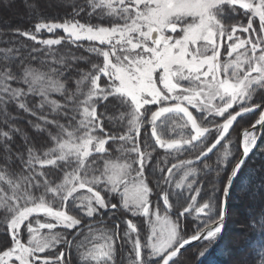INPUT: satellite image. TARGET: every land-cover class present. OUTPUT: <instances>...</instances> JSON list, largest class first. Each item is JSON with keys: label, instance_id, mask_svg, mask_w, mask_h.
<instances>
[{"label": "snow or ice", "instance_id": "snow-or-ice-1", "mask_svg": "<svg viewBox=\"0 0 264 264\" xmlns=\"http://www.w3.org/2000/svg\"><path fill=\"white\" fill-rule=\"evenodd\" d=\"M88 6L75 16L86 12L90 22L74 16L35 25L36 33L66 36L38 40L16 30L47 46L31 50L47 57H31L44 70L0 64V111L7 115L14 104L38 121H28L33 136L17 127L0 131V264H116L117 244L131 245L129 264H182V250L222 237L229 192L264 141V131L257 135L264 130V0ZM65 40L100 62L73 78L84 58L57 59L52 46ZM12 51L0 48V59L11 61ZM30 97L38 98L36 110ZM113 104L118 115H108ZM248 114L258 118L234 154L226 147L229 131ZM117 124L124 130L108 129ZM10 133L24 136L23 147L13 150ZM221 150L206 187L200 171ZM173 187L187 189L185 205L174 207ZM118 207L144 217L143 243L132 219L122 234L119 223L105 227V214ZM193 215L189 235L184 220ZM254 264H264V255Z\"/></svg>", "mask_w": 264, "mask_h": 264}, {"label": "trees", "instance_id": "trees-1", "mask_svg": "<svg viewBox=\"0 0 264 264\" xmlns=\"http://www.w3.org/2000/svg\"><path fill=\"white\" fill-rule=\"evenodd\" d=\"M26 4L31 6L26 7ZM80 8H85L86 11L90 10L88 0H5L4 3L0 2V48H11L13 50L10 53L13 59L11 61L0 59V64L14 63L19 67L20 62L23 61L25 65L44 70L38 62L32 61L31 57L33 55L38 56L40 59H46L47 57H45L43 52L32 53L31 50L33 48H44L47 51V46L19 36L16 30L32 32L37 35L38 40L56 39L60 36H66L60 31L55 33H47L46 31L36 33L35 25L40 22H64L65 20H71ZM75 19L80 20L81 23L90 22V18L86 15V12H81L79 16H75ZM52 48L57 59L61 56L69 55L84 58L74 64V68L78 69V71H74L71 74L73 78H79L80 74L90 71L92 64L99 63L101 59L96 57L95 54L87 52L84 48H78L67 40L62 42L61 45L52 46ZM2 57L3 53H0V58ZM259 96L260 94L257 93L258 100ZM55 98L60 99L58 96ZM37 100L38 98L30 97L28 107L36 110L35 103ZM120 111L121 109L116 105H109L108 115H118ZM257 118V114H248L243 118H238V122L229 131L231 140L226 145L231 152L238 154L240 132L243 129L250 128ZM30 120L34 123L38 122L29 113L19 109L14 104H10L7 115L3 111H0V131H8L12 127H17L22 130L24 135L33 136L35 135V129L29 125L28 121ZM108 129L113 133L124 130L119 124L115 127L108 125ZM10 135H13V150L23 147L24 136L12 133ZM141 135L143 136V132ZM0 143H3L2 139H0ZM160 151L163 157V151ZM222 152L223 150L217 156L206 160L209 166L208 169L200 171V175L204 178L202 182L206 187H210L209 181L215 178L213 169L217 167V159L222 158ZM187 155L190 156L191 154ZM168 159L171 158L168 157ZM149 179L152 181L155 179V176H150ZM169 191L170 194H174L170 195L174 207L186 204L183 198L187 194L186 188L176 190L173 187ZM110 199L111 202L116 203L119 197ZM118 211L112 210L107 214L115 213L117 215ZM119 212L121 215H119L118 220L112 217H106L105 227L112 228L114 221H117L120 224L122 234L126 229L125 226L127 227L124 223L126 218H131L138 225L143 243L148 230L140 227L141 223L130 213L124 210ZM261 220H264V141L262 140L259 141L258 146L254 150V155H252L251 160L247 162V167L244 169L239 182L234 184L231 189L228 203V218L222 237L218 241H202L194 244V246L188 247L186 251L182 252V264H254L260 255H264V228L261 227ZM194 223V215L193 217L185 218L184 227L189 235L192 232ZM3 230V217H0V232H3ZM225 248L231 249V254H225ZM130 250V244H124L123 248H121L120 244H117L116 264H118L121 258H123L122 264H129ZM198 252H204L206 256L200 257L196 255Z\"/></svg>", "mask_w": 264, "mask_h": 264}, {"label": "flooded vegetation", "instance_id": "flooded-vegetation-1", "mask_svg": "<svg viewBox=\"0 0 264 264\" xmlns=\"http://www.w3.org/2000/svg\"><path fill=\"white\" fill-rule=\"evenodd\" d=\"M242 132H243V130L240 132V137H241V134H242ZM105 216L106 217H112V218H114V219H116V220H118L119 219V215H107V213L105 214ZM136 217V219L138 220V222L139 223H141V225L143 224V222H144V217H142V216H135ZM105 218V217H104ZM128 219H131V218H126V220H128ZM105 220H106V218H105ZM185 221V220H184ZM134 222V221H133ZM114 223H117V221H114ZM137 225V224H136ZM126 227V226H125ZM137 227H138V225H137ZM62 250V249H61ZM73 255H75V253H73ZM122 260H123V258H121V260L118 262V264H122Z\"/></svg>", "mask_w": 264, "mask_h": 264}, {"label": "rangeland", "instance_id": "rangeland-1", "mask_svg": "<svg viewBox=\"0 0 264 264\" xmlns=\"http://www.w3.org/2000/svg\"><path fill=\"white\" fill-rule=\"evenodd\" d=\"M4 1H5V0H0V2H2V3H4ZM57 1H59V0H57ZM5 9H7V8L5 7ZM9 12H10V11H9ZM61 23H62V22H61ZM58 31H60V32H62L64 35H66L62 30H56V32H58ZM47 33H48V32H47ZM54 33H55V32H54ZM258 134H259V129H258V131H257V135H258ZM117 210H119V211L122 210V211H123V209L120 208V207H119ZM119 211H118L117 215H121ZM114 214H115V213H114ZM114 214H110V215L112 216V215H114ZM107 215H108V214H107ZM110 215H109V216H110ZM115 215H116V214H115ZM105 218H106V216H105ZM140 227L144 228V230H145V229L148 230V226L146 225L145 222H143L142 225L140 224ZM125 228H126V227H125ZM148 231H149V230H148ZM148 231H147V233H148ZM147 233L145 234V238H146ZM133 236H135V235H133ZM140 237H141V236H140Z\"/></svg>", "mask_w": 264, "mask_h": 264}, {"label": "water", "instance_id": "water-1", "mask_svg": "<svg viewBox=\"0 0 264 264\" xmlns=\"http://www.w3.org/2000/svg\"><path fill=\"white\" fill-rule=\"evenodd\" d=\"M251 128V127H250ZM250 128H248V129H250ZM261 131H264V130H259V134H258V136L260 135V132ZM259 141L260 140H258L257 141V146H258V143H259ZM256 149V148H255ZM254 149V150H255ZM254 150H253V152H254ZM230 192H231V190H230ZM230 192H229V196L227 197V215H226V223H227V218H228V203H229V197H230ZM200 242H202V241H200ZM196 243H198V242H194V244H196ZM190 247V246H189ZM184 250H182V252H183Z\"/></svg>", "mask_w": 264, "mask_h": 264}]
</instances>
